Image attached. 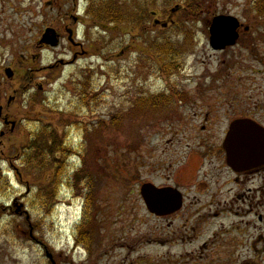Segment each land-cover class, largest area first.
<instances>
[{
	"label": "rangeland",
	"instance_id": "rangeland-1",
	"mask_svg": "<svg viewBox=\"0 0 264 264\" xmlns=\"http://www.w3.org/2000/svg\"><path fill=\"white\" fill-rule=\"evenodd\" d=\"M46 1L0 0V35L4 40H11L13 33L18 35L20 61L27 56L23 47L26 50L36 41L44 22L50 20ZM110 1L132 7L141 18L128 25L115 22L119 28L109 25V20L105 22L109 32L102 34L97 28L87 34L94 43L96 40L97 55L88 53L75 65L57 72L27 73L25 79L19 69V94L12 107L19 127L5 139L13 141L10 157L18 155L13 166L21 179L0 184V264H48L44 246L54 251L56 259L64 260L68 227L90 193L94 222L88 227L81 222L71 234L76 232L78 237L91 231L93 255L85 263H80L87 259L84 251L66 256L76 264H264V222L259 223L254 216L258 209L252 215L241 208L212 217L196 213L198 206H193L189 222L180 217L157 221L147 218L140 196L143 184L159 183L155 166L163 163V156L167 161L175 152L167 144L172 138L169 122L163 118L175 114L151 113L159 107L164 110V105L168 111L175 110L176 104L182 106L187 95L177 90L198 99H219V104L234 107L235 113L252 109L264 98V67L259 65V57L264 64V42L248 50L239 46L214 53L206 40L209 23L218 15L231 16L250 28L240 33H264V10L257 11L258 0ZM78 2L83 7L90 2L99 10L108 0ZM151 11L161 14L159 21L167 25L165 28L153 26V18L147 16ZM248 37H243V42ZM159 45L176 49L171 48L164 59L153 49ZM69 57L62 48L50 51L32 69ZM172 63L176 66L165 72L163 66ZM204 79L207 81L201 83ZM83 87L94 91L96 105L79 109L86 131L71 133L68 139L64 134L68 160L52 177L51 166L41 161L47 159L48 110L74 111ZM6 93L7 88H3L2 94ZM163 94L168 95L167 101L157 96ZM55 133L59 136V131ZM174 139L181 141L182 147L187 141ZM64 197H76L77 203L69 201L72 205L67 206ZM194 199L189 194L186 204L194 205ZM57 202L62 205L51 210ZM20 211L28 216H19ZM204 241L214 244L202 248Z\"/></svg>",
	"mask_w": 264,
	"mask_h": 264
},
{
	"label": "flooded vegetation",
	"instance_id": "flooded-vegetation-1",
	"mask_svg": "<svg viewBox=\"0 0 264 264\" xmlns=\"http://www.w3.org/2000/svg\"><path fill=\"white\" fill-rule=\"evenodd\" d=\"M78 1L47 0L45 2L44 6L51 14L50 20L44 22L45 24H43V28L39 32L38 39L36 41L34 39L33 43L26 50L23 47V51H26L27 56H23L22 61L19 60V49L16 41L18 35L15 36L13 33L11 40H4L3 36L0 35V108L2 109L0 118V125L2 127L0 131V184L5 181L8 185L12 180L19 182L21 179L18 169L13 166V161L18 159V155L13 158L10 157L12 154L10 144L13 141L9 137L5 139L9 133H14L19 127V122L14 119L15 115L12 113V107L15 105L17 95L19 94V84L16 85L19 69L21 68L22 79H25L27 73H30L31 76L32 73L37 72H57L62 67L75 65L81 57L88 55V53L92 55L99 53L95 45L96 40L94 43L87 34L92 33V30L97 28L102 31V34L109 32L108 26L111 23L107 25L105 24V22H108L107 19L99 18V16L101 17L100 7L97 10L96 7L98 6L95 7L94 5L92 7L90 2L86 7H83L79 5ZM255 4L258 12L264 10L263 0H258ZM2 5H5V3ZM139 12L146 15L143 10ZM2 14L3 9L0 7V15ZM156 14L157 20L162 21L161 14L159 12H156ZM215 17L209 23V27L207 28L208 33L206 34L207 45L212 52L224 53L239 46H243L248 50L260 42H264V33H254V35L240 33L242 30L248 32L250 28L245 27V25L236 19L238 23L237 40L231 45H213L212 40L214 35L210 33V29ZM140 18L139 16L136 20L139 21ZM152 18L154 21L155 18ZM259 20H262V18L259 17ZM131 22L133 20L125 24L123 23V25H128ZM261 24L264 26V19ZM111 26L116 28L115 25ZM45 34L50 35L54 46L42 42L41 38ZM246 36H249L248 40L243 42V37ZM60 48L70 54L69 60H55L54 64L49 63L47 66L42 67L43 71H40L42 68L32 69V66L38 63L43 56L49 54L50 51L53 53ZM171 48L172 50L176 49L175 46L166 45L155 46L153 49L164 59H168L167 55H170ZM252 52L255 51L252 50ZM259 58L261 59L259 62L260 67H264L263 57ZM175 66L176 64L172 63L163 66V69L165 71V68L168 67L169 71H171ZM23 67H26V70H22ZM258 72L261 73L260 71ZM8 74L11 76L8 77ZM201 76H204V73ZM206 81L204 79L200 82L205 83ZM28 83V86L31 87L32 83L30 81ZM3 88H7V93L4 95L2 94ZM177 91H182L187 95L182 106H178L172 100L177 106L173 111L165 110L166 105H164V110L161 107L157 111L151 110L153 111L151 114H156V112H171L175 114L163 117L169 122L167 128L170 132L169 136L172 138L167 141V144L174 147L175 152L167 157V161H165L163 156V163H158L155 166L159 183L157 185L147 183L143 184V187L141 186L142 189L147 187L144 192V198L141 197L147 218L157 221H173L180 217L188 219L189 222L192 218V213L195 211V207L193 206H198L196 213L202 212L212 217H218L229 210L239 211L241 208L243 210L246 209L248 215H252V212L258 209L259 213L254 216L258 217L259 223H263L264 153L255 154V149H253L251 153H248L243 158V160L248 158V162L246 164L240 163L235 170L228 166L224 145L227 143L226 140L230 136L229 133L232 128L240 122H248L260 130L258 132L264 134V98L257 101L252 109H244L239 111V113H235L234 107H231L227 103L223 105L219 104V99H198L196 96L189 97L183 90ZM175 92L171 95L175 94ZM94 94V91L83 87L82 97L78 101V105L74 111L48 110L50 121L47 123L46 130L50 138L47 137L49 140V152H46L48 161L46 158L45 160L51 166L52 177L61 167L66 166L68 160V147L64 146L63 141L64 134L65 139H68L71 133L82 134L86 131V125L79 117V109L89 110V105H96ZM157 96L164 97V101H167L165 97L168 95ZM83 106H86V108H83ZM182 111L187 112L181 114ZM92 113L96 114L94 111ZM5 121L7 122L5 123ZM58 128L61 129L58 130ZM55 131H59V136ZM239 132L241 133L237 137L246 138L247 144L252 145L253 148L258 144L264 145V136L261 138L251 131ZM235 135H231L230 137ZM174 138L186 139L187 141L182 147L181 141H175ZM254 155L255 162L252 159ZM3 160H6V162H3ZM152 190H157V194L160 197L159 209L156 210V214L150 212L148 208V206L152 207ZM191 193L195 196L194 205H191L190 202L186 204V198ZM67 203H69L67 205L71 204L69 201ZM89 208L88 205V211L85 215L86 220L83 222L86 223L87 227L89 223L91 225L94 222L93 210ZM3 211H6V209ZM22 215L28 216L25 211H20L19 216ZM171 226L172 222L168 224V228H171ZM71 230L68 227L70 235L66 242L67 251H65V256H63L64 260L56 259L54 251L44 246L48 264H76L68 260L66 256L73 257L77 251H84L87 256V259L82 260L80 263H85L87 260L91 261L92 258H89L90 255H93V247L90 250L93 239L91 231L88 234L77 237L76 232L74 235L71 234ZM82 230H85V228ZM31 234L29 232L30 238L32 237ZM210 239L213 240V237ZM212 244H214L213 241L211 243L204 241L201 247L204 248L206 245ZM81 259L84 258L81 257Z\"/></svg>",
	"mask_w": 264,
	"mask_h": 264
},
{
	"label": "water",
	"instance_id": "water-1",
	"mask_svg": "<svg viewBox=\"0 0 264 264\" xmlns=\"http://www.w3.org/2000/svg\"><path fill=\"white\" fill-rule=\"evenodd\" d=\"M174 12V11H171ZM155 16V14H152ZM154 24H158V22H154ZM162 27H166L165 24H162ZM237 28H238V23L235 18L232 17H224V16H219L214 18L212 22V26L210 29V33L214 35V38L212 40L213 45H219L222 44L223 46H226L225 44H233L237 40ZM44 43L51 44L54 46L52 43V39L49 34H45L43 36V41ZM11 75L8 74V77ZM0 116H1V108H0ZM239 131H251L255 133L256 135L264 136V134H261L260 130H258L254 125H251L248 122H240L236 126H234L229 133V135H235L233 137H228L226 140L227 143L224 145V150L227 155V163L228 166L231 169H235L240 165V163L246 164L248 162V158L243 160L248 153H251L253 149H255V154L264 153V145L263 144H258L255 145L254 148L252 145L247 144V139L243 137H237L240 135L241 132ZM260 135H259V134ZM252 159L255 162V155L252 156ZM264 159V158H263ZM262 159V160H263ZM147 189V187H144L141 191V197L144 198V192ZM158 191L157 190H152L151 193V200H152V207L148 206L150 212L156 214V210L159 209L158 205L160 204V197L158 196Z\"/></svg>",
	"mask_w": 264,
	"mask_h": 264
},
{
	"label": "trees",
	"instance_id": "trees-1",
	"mask_svg": "<svg viewBox=\"0 0 264 264\" xmlns=\"http://www.w3.org/2000/svg\"><path fill=\"white\" fill-rule=\"evenodd\" d=\"M102 6L103 9L100 11L101 17L99 16V18L107 19L108 21L112 20V22H116L117 24L121 22L125 24L126 22H130L132 20L134 21L139 16V14L136 13L133 8L116 6L112 4L110 0H108V2L106 4L104 3ZM86 199H89V197L87 196ZM40 202L44 203V199H40Z\"/></svg>",
	"mask_w": 264,
	"mask_h": 264
}]
</instances>
